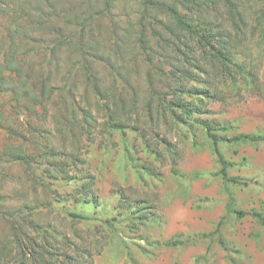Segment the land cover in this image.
<instances>
[{
    "label": "rangeland",
    "instance_id": "374dc122",
    "mask_svg": "<svg viewBox=\"0 0 264 264\" xmlns=\"http://www.w3.org/2000/svg\"><path fill=\"white\" fill-rule=\"evenodd\" d=\"M30 1L45 13L48 4L56 12L82 0ZM8 3L11 9L22 1ZM92 7L80 20L86 24L84 38L105 58L91 61L88 55V62L69 43L50 51L57 39L80 29V21L74 18L78 10L71 11L68 29L59 16L52 17L40 32L27 21L35 20V14L21 19L23 34L18 40L22 52H28L22 64L29 86L37 90L41 77L50 76L49 84L58 89L47 103V117L38 105L41 117L29 118L40 130L38 135L28 132L22 106H18L22 113L11 114L36 162L26 168L6 161L7 155L0 157V210L28 213L30 226L24 233L36 238L37 247L52 264H264V227L250 215L238 218L234 214L239 209L264 210V144H218L229 163L227 176L248 183L235 185L217 174L220 166L214 146L198 122L232 125L216 131L223 137L239 132L264 134V38L262 26L256 24L264 3L241 2L247 22L242 29L229 18L220 0L190 11L178 7L195 27L230 37V62L214 64L200 56L196 38H182L206 67L200 71L191 66L200 80L189 81L185 89H195L194 94H173L180 82L172 71L187 67L182 51L189 49L165 27L171 18L144 8L142 0H115L106 12L101 2ZM141 16L146 17L145 48L138 42ZM11 20L0 17V45L4 47L9 43L5 35ZM85 50L89 51L87 46ZM85 63L95 75L91 80L110 95L108 99L97 94L87 80ZM216 91L220 99L212 98ZM175 96L200 105L184 123H178L164 107L163 101ZM10 97L5 91L0 98L7 112H12ZM115 123L124 127L115 129ZM75 134L77 142L72 144ZM12 141L17 143V137L0 124V152ZM65 146L82 162H70L67 174L49 176L40 153L49 155L54 148L60 153ZM71 212L86 218H72ZM6 217L0 212V264H15L5 255L12 245ZM204 233L202 240L191 243L162 244L188 236L198 239Z\"/></svg>",
    "mask_w": 264,
    "mask_h": 264
},
{
    "label": "trees",
    "instance_id": "16d2710c",
    "mask_svg": "<svg viewBox=\"0 0 264 264\" xmlns=\"http://www.w3.org/2000/svg\"><path fill=\"white\" fill-rule=\"evenodd\" d=\"M16 1V0H15ZM19 1V0H18ZM22 3L18 5L16 8H11L8 5V2H14V0H3L1 2L0 0V17H6L8 19H12L10 21V25L7 27L6 37L9 39V43L3 46L4 43L0 45V49L2 48V60L0 61V98L3 95L5 91H8L11 94V100H13V103H10V108L12 112H7L5 108V102L0 101V124L2 126H5V128H8V131L11 135L17 137L18 142L14 143V141L8 143L6 146V149H4L2 152H0V157L7 155L6 161L11 163H21L26 165V168H29L30 163L36 162V158H34L33 153H30L27 151V148L25 147V135L22 133H19L18 127L16 125L17 120L14 117H11V114H20L22 113V110L18 108V106H22L24 110H26V116H27V127L28 132L30 134L37 133V135L40 133V130L38 129L37 125H31V121L29 118H31L34 114L36 116L41 117V113L36 111V106H40L43 110L42 114L43 117H47V103L52 98V95L54 93V90H57L58 88L52 86L49 84L50 76H44L41 77L39 87L38 89H34L31 86H29V83L27 82V71L22 64V60H25V56L28 54L27 51L22 52L21 50V43L19 42V38L23 34L22 31V25H21V19L23 16H27V19L30 17V14L36 15V18H33L35 20H27L30 24H32V27L34 31L40 32L43 28L48 27L50 23L52 22V17L59 16L61 17V20L67 23L66 27L69 28L70 24L72 23L70 20V13L72 10H78L80 12L79 15H76L74 17L76 20V23L83 18V14L85 12H90V10L96 6V4L100 3L102 4V10L104 12L112 9L115 0H82L80 1L79 5H74L67 7L66 9L59 10L55 12V8L52 7L51 4H48L47 12L44 13V10L39 7L38 5H32V1L21 0ZM45 1V0H44ZM217 0H142V3L144 5V8L146 9H152L156 10L158 13L166 14L169 18L172 19V23L166 24L165 27L167 29H170L172 33L175 34L176 39L179 41V43L182 42V38H193L197 39V42L200 43L201 52L200 56H205L204 58L209 60V64L221 60H228L230 62V37H226L225 35L219 34L214 35L211 33V29L208 28H202L199 29L195 27L193 24V21L186 17L185 13H179L178 7L181 5L182 8L187 10H192L194 8H200L201 4L204 3H216ZM243 0H220L222 4L227 8L228 16L231 18L232 21L236 23V27L238 29H242L240 26L247 25V22L245 20L246 16L242 9L240 8L241 2ZM264 3V0H260ZM26 2V3H25ZM3 3V4H2ZM2 4V5H1ZM86 7V11L84 9V12L82 11V8ZM19 8V9H18ZM23 8V9H22ZM28 8V10H27ZM27 10V11H26ZM81 10V11H80ZM33 11L34 13H31ZM45 15V16H44ZM79 17V19H78ZM144 16H141L138 24L140 26V36L138 38V42L141 45V48H145L146 40L143 39V28L146 26ZM31 19V18H30ZM162 23V21H159ZM69 24V25H68ZM80 24V29L76 31H72L70 34L66 35L63 39H57V41L52 45L50 51L53 53L61 47L64 44L69 43L71 47L75 46L79 52L80 55H84L85 62L87 61V56L90 55L91 61L96 59V57H99L102 59L105 58V55L99 54L98 47H96L94 44H89L85 41V22L81 21L78 23ZM163 24V23H162ZM260 24L263 29L261 32V38H264V11L257 15V23ZM62 29V28H61ZM77 36V39H76ZM243 35H238V38H242ZM35 38V37H34ZM32 37V40H35ZM185 47L189 49L182 51V54L185 56V62L187 67H181L178 68L176 71H172L173 78L176 81L180 82V85L173 91V94L183 93L187 92L188 94H194L196 93L195 89H188L186 91L185 88L186 84L191 81L195 80L197 76H199V73H195L193 68L191 66L196 67L198 70L203 71L206 70V67L199 63V59L195 58L194 51L192 48L187 44L183 43ZM85 46L88 47V50H85ZM108 58V57H106ZM228 68V67H227ZM85 69H86V78L87 80L93 85L95 92L104 99H108L110 95H108L105 91L99 88L98 83L96 81H92L91 78L94 75V73H89L90 67L86 65L85 63ZM230 69V68H228ZM240 68H236V71L238 72ZM27 75V76H26ZM198 80H200L199 77H197ZM204 81V79H202ZM200 82H203V81ZM208 82V81H207ZM65 84H63L62 89H64V92L66 91V87H64ZM211 83H207L206 87H210ZM213 86V85H212ZM69 92V89L68 91ZM213 99H220L219 93L216 91L212 95ZM193 100V99H192ZM192 100H184L182 97L175 96L172 98V100L169 101H163L164 107L167 109H170L174 116H176L177 122H185L188 118H190L191 112L196 109H199V104L193 103ZM148 110L150 111V103H148ZM64 114L66 112H63ZM62 113V115H63ZM85 116H87L86 113H84ZM61 115V116H62ZM113 117V116H112ZM69 121V120H68ZM67 121V122H68ZM85 121L89 123L90 120L85 118ZM200 125L204 128L208 138L211 140L213 146H214V153L217 156V161L219 163V170L217 171V174L220 175L223 179H226L227 181L235 184V185H247L248 183L246 181L239 180L238 177L235 176H227V168L229 167V163L227 162L226 158L223 156L221 151L218 148V144L220 142H227L230 144H252V143H263L264 144V134L258 133V132H239L236 133L230 137H223L216 134V131L221 130L225 131L230 128H232V125H218L214 126L209 124L206 121H198ZM15 123V125H14ZM70 123L74 126V121H70ZM6 124V125H5ZM23 124V122L19 123ZM72 126V127H73ZM115 129H122L124 125L122 123H115L112 125ZM58 132L61 130L60 128L56 129ZM39 132V133H38ZM76 134L73 135V141L70 143L74 144L77 142V138H75ZM37 144V143H36ZM64 144V138L61 139L60 145ZM71 146V144H70ZM42 147V146H41ZM35 148V147H34ZM66 146L62 148L61 152L58 153V151L54 149H51L52 153H49L52 158L49 157L48 153L43 151L40 153V156H45V159H43L47 163V167L45 170H47V173L49 176H57L59 174H67V168L70 165V162H82L80 159H78L77 155H73V153H69L66 151ZM40 150V147H37V151ZM63 154L64 157L62 159L58 158ZM71 158V160H69ZM173 172L174 169H173ZM30 174L29 172H27ZM30 179H32L35 183L38 182L36 179V176L31 172ZM84 187V185H83ZM26 206V205H25ZM32 208V207H30ZM3 214H7V223L9 225L10 231H11V238L9 239V242L12 244L11 247L8 248V251L5 255L11 256V258L14 259L15 264H52L50 261H48L44 255L45 251L42 249H39L37 246V241L35 240V237L25 235L24 229L25 227H29L30 223L28 221V213L26 215L24 214H18V213H12L10 211H2ZM19 212V211H18ZM234 214L238 218H242L244 216L250 215L257 219V221L264 227V210H258L254 209L250 212L244 211V210H235ZM69 216L72 218H86L82 215L76 214L74 212L69 213ZM218 223L217 229H219ZM32 228L34 229L35 226ZM207 234H201V236L198 237V239H193L192 237L188 236L186 238H175V239H168L163 241L162 244L165 246H178L186 243H191L193 240H202L204 236ZM23 238H26V242ZM222 242V240H221ZM47 252V251H46ZM71 259V258H69ZM233 264V263H232Z\"/></svg>",
    "mask_w": 264,
    "mask_h": 264
}]
</instances>
